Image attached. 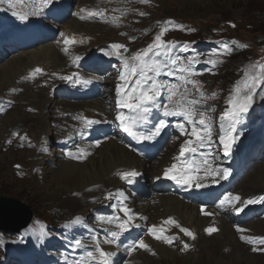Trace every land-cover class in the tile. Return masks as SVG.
I'll use <instances>...</instances> for the list:
<instances>
[{
	"label": "rangeland",
	"instance_id": "1",
	"mask_svg": "<svg viewBox=\"0 0 264 264\" xmlns=\"http://www.w3.org/2000/svg\"><path fill=\"white\" fill-rule=\"evenodd\" d=\"M90 2L91 4H89ZM112 3L113 0H88V2L87 0H81L76 4L66 22L75 19L76 21L79 20L78 22L80 23H87L89 25H104V21H107L108 24L104 26L113 29L115 38L106 39L104 42L101 40V36L104 37L102 32L93 33V36L87 35V32H80L79 34L70 33L69 37H72L71 39L74 42L71 45L67 44L68 51L66 55H62L68 65L66 68H57L59 76L68 77L69 74L75 70L70 68L74 67L75 62H83L90 56H95L99 50L100 52L104 51V45L109 47L110 56L118 60H120L121 57H129L123 49H120L118 52L112 48V45L121 44L124 45V47H129L132 53L129 60L133 63L132 57L154 43L155 37L166 27V21L172 19L177 22L188 24L196 30V33L192 34L167 30L161 37L166 46H172L178 49L181 54L168 51L167 55H165L162 49L159 55L172 59L179 58L177 63L179 67L187 65L190 57L204 61L208 60L205 66L210 65L209 61H215V65L211 63L210 70L197 71L196 74L190 78L199 81V85L197 86L199 91H197V87L187 84L189 89L191 88L192 92H195L194 94L204 93V87L211 93L208 102L203 98L196 99L199 103L195 105L194 111L197 115L194 118L198 121L200 118L198 113H204L205 122L209 123L212 129V141L211 143L206 142V144H210L211 147H216L215 154L222 161L234 162L244 156H249L250 159L248 168L244 169V171L246 170L244 178L236 186L241 200L234 201L231 210L229 207H226V210L224 209L225 207L220 209L223 221L228 223L232 228L225 232L213 234L214 236L218 235L216 239L211 240L216 250L210 248L208 244H205V240H198L199 237L196 239H191L190 237V239H188L183 235L175 239V245L173 242L171 244L165 243L168 245L166 246L168 249L164 250L160 257L158 251L153 255V250L151 251L152 255L149 252H142L134 257L137 252H141L142 250V248H138L137 252L128 254L131 256L128 259V263L131 261H138V264H186L188 258L192 257L196 264H264V251H252L253 247L258 249L264 248V245L258 242L259 238H264V202L252 209L259 211V214L255 218L244 222L240 220V218L243 217L240 213H244V211L246 212V210L251 208L248 204L245 205L244 202L249 200H256L258 202L260 197H264V173H262V171H264V83H261L256 89L248 112L242 115L240 122L237 123L234 130L231 131V137L234 138V143L228 155L224 154V156H221V152L223 151L224 153V149L219 140L220 135H222L220 131V116L225 110L230 108L229 100L235 95L234 89L237 82L244 79L245 71L252 72L250 65L256 62L264 63V0H147L146 3H151L152 5L149 8H146V3H142L140 0V2H132L129 4L127 11L122 8H115L116 11H110ZM6 5L8 8L10 7L9 0H0V10L5 9V15L8 18H12V20H14L13 16L19 13L18 11L22 13L28 12V7H24L25 9H17V7H15L12 10H8ZM43 7L44 6H40L43 10L40 9V13L37 14L38 16L36 15L37 20H41L42 18V14L45 11ZM119 9H121L123 14L117 12ZM85 10L95 11L101 14L91 16L94 20L85 21L81 19V16L87 13ZM139 10H146V13H144V15H141V13L138 14ZM116 12L119 15L114 16ZM13 13H15V15ZM104 13L105 15L103 16ZM9 15L12 16L10 17ZM233 25H235V27H233ZM89 27L91 28V26ZM62 28L63 25L58 27L59 33L56 39H54V42H56L54 43L56 44V50L59 48L63 49L65 44L66 38H63L60 34L63 31ZM67 29L70 30V27L68 26ZM76 38L78 39V43L75 42ZM136 38L137 40L135 41ZM61 39H63V43L60 42ZM117 39H120V41H117ZM232 41H236L237 44H233ZM99 44L101 45L99 46ZM225 44L228 45V49L230 50L225 49ZM239 45H246L247 47L241 48ZM203 47H212L213 49L210 50L208 48L202 50L201 48ZM236 49L237 51L233 53L232 50L235 51ZM153 53L156 54V52ZM68 54H73L74 59H71V56H68ZM150 54L151 53H149V55ZM105 59H108L107 56H105ZM4 63L6 62H3V64ZM3 64L0 62V66ZM194 64H197L196 60ZM177 65L169 67L168 71L171 70L175 73H179V71H177ZM38 68L42 69V72L36 73L34 76L41 77L43 79L42 82H40L39 85L30 83L29 88L34 87L31 88L34 92H20L19 95L15 97L18 99L15 100L16 105L13 107L10 114L6 116L10 111L6 110L3 116L0 117V196L11 197L28 205L35 221L31 223V225L34 224L31 229L21 234L0 233V264H10L11 259L14 260L11 264H20L18 260H27L31 258L33 253L39 254V239L35 236L31 238V236H39L46 230L48 224L56 227L61 235L67 234L73 237L75 242L79 240L81 243L79 246L75 243L76 249L82 251L89 250L93 253H96V251L94 252L96 247H89L92 240L96 243L99 241L100 245H103L98 234L100 230L106 229L111 230V232L116 231L119 235L125 232H122L118 227V224L124 221L121 217H108L105 219L106 221L111 218L112 223L101 220L89 222L88 216L86 215L91 210L97 208L95 202H92V206L87 210H80L79 207H76L77 203L80 201L79 197L76 196H71V198L62 197L64 201L68 199L72 200L73 203H61L60 200L48 201V191L50 188H54V193L64 190L59 182H55L57 185L55 184L53 186L54 181L51 180L54 178L53 173L61 166V163H63L64 160L81 162L73 157H75L78 151L76 148L77 145L85 144L84 142L69 141L68 145L73 154L72 157H63L61 154H55L53 148L54 139H69L68 134L70 132L68 133V131H71L73 125L67 124L66 122L67 119L75 122V120L72 119V114L60 112L59 117H61L62 120L60 122L50 123L51 128L54 129L53 139L51 141L46 139L49 138V136L45 138V131H37L29 126L27 122L28 125L22 124L24 127L19 130H14L13 133L17 135L9 133L13 130L12 127H9V121L15 113L16 115L18 113L20 116L22 115L34 120L38 119L36 117L40 118V110L30 106V102L34 100V95L39 93V90H41L40 93L42 92V97H45L48 92L54 90L59 83H68L67 79H61V77L51 81V76L56 72V68L46 69L44 66H38ZM121 68L126 71L124 64L121 65ZM76 70L81 72L80 75L89 74L83 69ZM148 75L153 76L154 74L148 73ZM90 78L91 77H88L87 79L89 80ZM77 79L78 77L76 81ZM120 79L121 74H115L113 78L107 79L106 81L107 84L113 88L118 86ZM156 79H158V77H156ZM21 82L22 80L19 81L20 84ZM80 88L73 90L71 92V97L64 101H67V103L70 102L71 104L89 102L86 99H78L77 93L81 91ZM113 91L112 89L111 94L105 96L106 100L110 103L114 101ZM8 92L2 97L7 96ZM160 93L164 95L166 91L161 89ZM213 94L215 95L213 96ZM101 98L105 99L104 97ZM214 99H216V101L213 102ZM4 104H6L5 101L0 102V106ZM40 105H42V103ZM109 108H113L112 104H110ZM168 108L175 109L172 105H169ZM53 111V106H50V111L47 114L52 116ZM110 111H112V109L108 110V113L113 120L115 115ZM183 122L187 124L188 121L186 120ZM2 132H4L5 136H11L4 143L2 140ZM9 141H11V143H9ZM41 147H43V152L45 151V156L47 155V157L41 162V167H38L34 164L35 160L33 156L40 152ZM59 155L61 156L60 158H58ZM54 156L55 158H53ZM51 160H55L53 165L50 164ZM42 170L45 172L44 176L47 178H43V175H39L42 173ZM259 171H261L262 177L259 175V178L257 177L254 182H251L250 179ZM145 179H149L150 182L152 181L150 176H147ZM105 189L107 188H104L103 192ZM45 196L46 198L44 200ZM243 208L244 211H242ZM234 210H238L237 213ZM77 218L79 219L77 220ZM233 228L235 229L234 233L231 231ZM238 229L241 231H238ZM202 233L210 237L206 234L204 229ZM195 234H197V232ZM150 235L151 234L144 237L145 240L149 239ZM158 235H161V233ZM166 236L171 238V235ZM241 237L252 238L257 242L249 244L246 242V239H241ZM152 242L156 249V243H154L153 240L149 239L147 244L150 246ZM185 244L188 245L187 250H184ZM86 247L89 249H86ZM103 247L108 252L110 246L104 244ZM119 251L125 252V249L119 248ZM188 254H190L189 257L186 256ZM83 255L85 256L84 252ZM95 255L97 254H94V256ZM86 257L91 259L87 255ZM88 259H86V261L98 260ZM120 263L126 264L124 261H120Z\"/></svg>",
	"mask_w": 264,
	"mask_h": 264
},
{
	"label": "bare ground",
	"instance_id": "2",
	"mask_svg": "<svg viewBox=\"0 0 264 264\" xmlns=\"http://www.w3.org/2000/svg\"><path fill=\"white\" fill-rule=\"evenodd\" d=\"M131 1L135 2L137 0H131ZM64 2L65 0H57L53 2L52 4L48 5L47 9H49L50 12L53 13V15L58 17L61 14L60 7L61 5L64 4ZM89 4H91V2ZM78 21H76L75 19H72L62 24L63 25L62 30H63L64 36L70 33L79 34L80 32H87V35L93 36V33L102 32L104 37L101 36L102 37L101 40H103L104 42L106 41V39L115 38V32H113V29L109 28L108 26L98 25V24L89 25L87 23H80ZM34 22H35V17L33 16L25 17L24 19H22V25H17L22 30L18 28L9 39V43L11 44V47H17L19 45H22V43L24 42H27L28 44H30V42L33 39L40 40L42 38V36L32 35V31L34 30V26H33ZM17 26H15V29ZM68 26L70 27V30L67 29ZM89 26H91V28ZM0 36H4V35L1 34ZM15 36H17V39H15ZM77 40L78 39L76 38L75 39L76 43H78ZM117 41H120V39H117ZM5 44L6 42H4L2 38H0V52H2L3 54L8 53V50L4 49ZM55 45L56 44L43 46L42 44L36 43L32 46V48H30V50L28 49V50L18 53L17 55L9 59L6 63H4L2 66H0V97L4 96L8 91H10L11 93L13 89L20 88V87H22L21 89H23L24 92L28 91L29 93L30 92L33 93L34 91H32L31 88H34V87L29 88L30 82L26 81V79H31L30 73L26 76L27 78L25 77L23 79V82L21 84L19 83V81L22 80V78L27 74L29 70L35 69L37 68V66H44L46 69L56 68L55 70H57L58 67L66 68L68 64H66L64 57H62L63 55L62 49L59 48L56 50ZM100 45L101 44H99V46ZM63 49H64V46H63ZM105 56H107L106 53L99 52L97 56H90L89 58L86 57L87 59L85 60V62L90 63V65L95 64V63H100L102 61L107 60L105 59ZM99 68L100 66L98 64H95L93 66V71L95 72L96 70H99ZM138 78L139 77H136V76L135 77L130 76L128 77L127 80H122V79L120 80V83L118 85L121 86L122 95H124L125 99H128L127 94L131 93L132 88L135 87V80ZM103 84H105L107 87V81H103ZM84 88L86 89V92H84L83 96L89 95L93 89L97 88L98 90L97 80H87L84 83ZM108 90L109 89H107V92L105 93V95H107ZM189 90L192 91L191 88ZM40 91L41 90H39V93L37 94L34 93L35 95L33 94L34 100L30 102L31 107L40 110V118L36 117L38 119L34 120L29 117H24L22 115L20 116L18 115V113L16 115L15 113L14 116L9 121V124H10L9 127H12L13 129L9 133L12 134L14 130H19L20 128L24 127V125L22 124L28 123L29 126L33 127L37 131H41V130L45 131V138L49 136V138H46V139H49L51 141L53 139L54 129L51 128L50 123L60 122L62 120L61 117H59L60 112H63L64 114H72L73 116L72 119L75 120V122H73L72 120H68L66 118L67 119L66 123L77 126V127L82 125L81 129H83L86 126L85 124L86 120L101 121L103 122L105 127H107V121L111 120L110 114L107 112V110L109 109L108 103L106 102L105 99L100 98L99 96L93 97L92 100L89 102L80 103V104H71L69 102L70 103L69 104L67 103V101L57 100L55 96L52 97L53 92L50 90H49L50 92H48L47 96L45 97H42V94H41L42 92L40 93ZM162 98H163V95L160 93V95L157 97V100L155 101V105L161 107L162 101H163ZM14 99L17 100L18 98L17 99L14 98ZM117 100H118V97H117ZM41 103L42 105H40ZM50 106H53L54 108V111L52 112L53 113L52 116H49L47 114L50 111ZM113 108H115L116 110L114 114L116 117L118 114H121V113L124 115V111L126 109L128 110L127 107L119 106L117 102ZM12 110L13 108L6 114V116L10 114ZM69 132L70 131H68V133ZM95 134H96V131L93 132V135ZM10 137L11 136H5L4 132H2L3 143L6 142L7 139H9ZM106 141L100 147L82 148L84 149L86 153V155H84L85 160L83 162H74V161L64 160V162L61 163V166L53 173L54 178L51 180L54 181L53 186L56 184L55 182H59L60 185L64 188V190L58 193H54L53 192L54 188H50V190L48 191V201L49 202L53 200L54 201L60 200L61 203H67V202L73 203L72 200H68V199L64 201L62 197L71 198V196H76V197H79L80 199L76 207H79L80 210H84V209L87 210L90 206H92L93 203L91 200L93 198H99L104 194L105 192V191L103 192L104 188L108 189L110 187H113L115 189H118L120 186L119 181H118V178H120L121 176L120 174L125 173V172H130V171L135 172L136 173L135 176H138L143 180H146L145 178L147 176H150L152 180L150 183L161 181L162 183H164V188L167 187L168 189H172L173 191L172 179L167 178L164 173H165V170L171 168L172 165H176V170H175L176 172L184 168V164L181 163V159L183 155H180V148L185 142H178V144H176L175 146L169 147L167 149V153L164 155L163 158L161 157L159 160H155L154 162L150 163L147 160H143L135 156L132 151L127 149L122 139H118V138L115 139V135H113L112 138L108 142ZM151 151L152 150H149V152ZM41 152H43V147L40 148V152L38 154H34L33 156L35 160L34 164L35 166H38V167H41L42 165L41 162L44 161L43 159H45L46 157L45 154ZM262 173H264V171H262ZM39 175H43V178H47L46 176H44L45 172L43 170H42V173ZM259 175L261 176V171L253 175V177L250 179L251 182H254V180L257 179ZM60 181H63V182H60ZM189 186H190V189H194V190L201 189L198 187L193 188L191 185ZM216 189L217 188L209 190V191H214ZM45 198L46 196L44 197V200ZM140 201H141L140 205L133 204V206L136 207V210H137L133 215H131L132 219H131V222L129 223V225L133 229H136V227L134 226H141V225L145 226L149 230L152 229L154 226L157 229H160L166 226V223H165L166 218L170 216H176L178 221L183 226L190 228L194 230L195 232H197L196 235L199 237L198 240L200 241L205 240L204 241L205 244H208L210 248L216 250L214 244L212 243L213 241L211 240L216 239L218 235L214 236L212 234L210 237H208L207 235L205 236V234L202 233V230L203 229L206 230L208 227L216 225L220 233V232H225L228 229L232 228L230 227L228 223L223 221L221 212L220 214H217L215 211L212 210V208H209L207 211H204L201 207H198L192 204L190 201L182 200L175 196L166 195L162 191H161V195L153 194L152 192H150L149 198H146L145 200L141 199ZM152 202H155V204L152 205ZM263 202L264 201L259 200L257 203H254L252 208L250 209L252 210L253 208H255L256 206H258L259 204ZM229 209L231 210L232 207H229ZM257 224L256 226L258 227ZM231 231L232 233H234L235 229L233 228V230ZM194 234L195 233L193 232V235ZM107 245L110 246L108 252L115 253V255L111 257V264H117L116 262L117 257L120 255V253L118 252L116 248L117 245L115 243H111ZM166 249L168 248H166V245L164 242L162 241L156 242V252L158 251L159 257L161 256V253ZM79 253H82V252H79ZM186 256L189 257L190 254ZM133 262L134 261H131L129 262V264ZM74 264H99V261L98 260L86 261V256H84L82 253L81 256L77 258V262H75ZM186 264H196V263L192 257H189L188 262Z\"/></svg>",
	"mask_w": 264,
	"mask_h": 264
},
{
	"label": "snow or ice",
	"instance_id": "3",
	"mask_svg": "<svg viewBox=\"0 0 264 264\" xmlns=\"http://www.w3.org/2000/svg\"><path fill=\"white\" fill-rule=\"evenodd\" d=\"M142 3H146L147 0H141ZM87 11V10H85ZM15 15V13H13ZM99 12H93L88 11L89 16L93 15H100ZM141 15H144V13H141ZM25 17H21V19H24ZM84 16H81V19H84ZM166 24H171L173 22L166 21ZM182 27V26H178ZM235 27V25H233ZM167 31V28L162 29L160 34H158L155 37V41L153 44L149 45L146 49H144L142 52L136 53L132 57L133 63L129 64L127 60H124V67L126 71L121 74L122 80H127L130 76H138L139 78L135 80V87L132 88L131 93H128V99L124 98V95H122V88L120 85L116 88V94L118 97L117 104L121 107H127L130 110L136 111L137 116L134 117H125L122 113L118 114L116 119L120 121L119 127L122 128L123 131L127 132L130 136H132L134 139L140 140V139H152L154 136H157L160 134V132L164 129L165 122L161 120L158 125L155 126L154 132H152L150 135L145 136L143 133H138L137 131H134L135 124L139 121L144 119L147 113L151 111L150 105L154 106L155 101L157 100V97L160 95V90L165 87L163 82H158L156 77H159L161 73L164 70V67L167 65H161L158 61H152L149 62L148 59H146L149 56V53H152L153 50H157L156 54L159 55L161 49L164 50V54L167 55V49L166 44L164 41H162L161 37L163 36L164 32ZM74 41L72 39H66L65 44H71ZM233 44H237L236 41H232ZM226 50L228 49V45H224ZM239 47H247L246 45H239ZM112 48L115 50H120L124 48V45L121 44H113ZM65 52L68 51L67 47L64 49ZM78 59V58H77ZM178 59H171L170 63L172 65H177ZM194 61L190 60L188 65L180 66L177 68V71L181 73L179 79L183 81L185 84H191L194 87H197L199 85V81L192 80L189 77L194 75L192 72L191 64ZM210 63H213L215 65V61H209ZM250 69H252V72L245 71L244 73V79L242 81H238L237 85L234 89L235 95L229 100L230 108L225 110L224 113L220 116V131L222 135H220L219 140L220 143L223 145L224 154L228 155L231 151L232 145L234 143V138L231 137V131L234 130L235 125L240 122V118L243 114L247 113L249 108L251 107L253 96L256 92V89L260 86L261 83H264V63L256 62L253 65H250ZM42 72V69L36 68L34 69L33 73H31V76H34L36 73ZM148 73H153V76H149ZM176 73L173 71H168L167 75H175ZM187 74V75H185ZM27 78V77H26ZM61 79H71V77H61ZM151 81V83H149ZM197 91H199V88L197 87ZM178 93V89L176 85H172L169 87V100L171 101L173 97H175ZM215 94H213L214 96ZM201 96H203V93H201ZM187 96L186 94H181V100H186ZM199 101L195 99L187 100V106L184 104H178L175 109H169L167 106L164 107V115L165 116H182L185 120L188 121V123L192 124L193 127L191 129V137H195V141H193L191 138L186 141L180 148V155H184L185 152H195L196 148L193 147L194 143H198L201 146H203L206 142L211 143L212 141V129L209 123L205 122L204 119V113H198L200 119L197 121L194 117L197 115V113L193 109V105L198 104ZM88 123H95V121H88ZM199 125V126H198ZM176 127L183 133L185 131L183 124H177ZM13 135H17L16 133H13ZM11 143V141H9ZM79 153L81 154L80 158H82L84 155H86L84 149H79ZM69 156H73L71 152L68 153ZM77 158V157H73ZM205 164H207V161H204ZM210 167V166H209ZM176 165H172L171 168L165 170V176L169 179L176 180V182L179 183H186L190 182L192 180L191 176H188L187 172L184 173H178L175 171ZM198 170V169H197ZM209 169H205V171H208ZM225 177L227 176V170H223ZM121 179L129 180L130 177H134L136 175L135 172H125L120 174ZM198 179V178H197ZM197 187H202L203 185L197 184ZM106 199L111 198V194L105 197ZM239 197H232L231 194H229L228 197H225V200L221 203L225 202H231V200H238ZM260 200L264 201V197H260ZM256 200H249L244 202L245 204L248 203H256ZM125 216L128 217V220L122 221L118 224V227L121 231L127 230V225L131 222V209H129L126 205L123 206L120 209ZM79 218H77L78 220ZM101 221H105L104 217H100ZM105 222L112 223V219L109 218ZM166 224H173L176 227L180 228V231L183 232L185 235L192 237L195 239L193 233L187 229L181 227L175 220L169 218L167 221H165ZM209 234L212 232L217 231L215 228L206 229ZM238 231H241L238 229ZM150 234H153L156 239L161 240L162 242L166 244H171L172 239L166 235H156L157 232H163V229H157L155 226L149 230ZM109 235L113 239H105L104 243L111 244L115 243V238L119 236V233L116 231H112L109 233ZM241 239H246V242L249 244H254L257 241L252 238H245L241 237ZM259 244L264 245V238H259L258 240ZM76 245H80V241L77 240ZM137 248H143L148 251H152L150 246L144 242V240H138L134 242L131 246L128 247V252L131 254V252L137 250ZM188 245H184V250H187ZM96 253H98V257L94 256L93 252H88L87 256L91 259H98L99 264H111V257L115 255V253L112 252H105L101 247L99 241L96 243L95 248ZM253 252L256 251H264V248H252ZM155 255V253H152Z\"/></svg>",
	"mask_w": 264,
	"mask_h": 264
},
{
	"label": "water",
	"instance_id": "4",
	"mask_svg": "<svg viewBox=\"0 0 264 264\" xmlns=\"http://www.w3.org/2000/svg\"><path fill=\"white\" fill-rule=\"evenodd\" d=\"M32 220L33 215L28 205L11 197L0 196V232L19 233Z\"/></svg>",
	"mask_w": 264,
	"mask_h": 264
}]
</instances>
